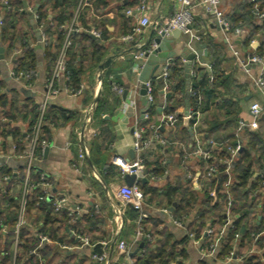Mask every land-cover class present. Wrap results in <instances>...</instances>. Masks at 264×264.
Segmentation results:
<instances>
[{"label":"crops","instance_id":"obj_1","mask_svg":"<svg viewBox=\"0 0 264 264\" xmlns=\"http://www.w3.org/2000/svg\"><path fill=\"white\" fill-rule=\"evenodd\" d=\"M93 1H86L81 11V19L79 18L75 23L80 30L88 31L89 34L90 31L99 33V37L92 39L100 46L103 57L96 66H87L88 56L82 57L80 64L84 66V72L80 76V84L83 86L80 94L59 89L51 98L46 110L49 111L52 108L55 116L59 110H64L66 119L58 121L56 125L44 120L43 126L46 125L48 131L46 146L49 149L44 155L46 146L42 148L41 156L36 155L31 170L32 174L33 169L37 168L47 177V180L49 179L51 189L47 199L54 203L57 198L64 197L65 204L62 211L68 214L72 212L71 218H77L78 226L83 230L80 236L72 229L65 227L63 236L67 244L53 245L54 248L50 251L55 258L51 264H64L63 262L68 260V264H87L88 255L96 244L108 246L109 264H128L126 255L117 250L116 243L119 240L129 242L134 234L131 220L123 219L125 208L121 212L122 203L116 190L119 185L126 184L123 179V169L132 164L135 159L131 121L134 115L141 117L144 109L149 106L145 102L142 103L139 95L141 81L135 69L132 52L138 47H146L153 42L158 25L150 24L132 41H123L121 37L128 33L133 21L125 14V11L134 9L142 0H100L96 4H93ZM146 1L150 19L153 21L170 17L178 7L176 0ZM24 2L27 5L26 8H24ZM33 2L37 4L38 0ZM249 2L253 3L250 10L253 23L259 24L262 19L258 16V11L264 8V0H222L219 8L232 29L230 32H225L221 28L214 14L205 11L199 4V0H192L193 22L188 31L167 35L170 42L166 46V52L172 55L167 61L172 62L173 59H177L178 62L183 63V75L187 80L195 74V71L198 77L205 75L208 78L205 83L212 88L213 93L208 98L206 109L197 111L193 117L194 113L187 99L179 91L175 92L169 100V84L163 79V84L154 96L153 119L155 124L158 123L161 135L166 137L168 144L165 147L156 144L145 153L150 166L144 169L143 175L148 178L146 182H142L147 187L151 186L159 191L167 185L185 183L187 179L192 188L199 192L201 189L199 178L204 168L201 165L200 152L205 151L210 140L214 143L217 140H223L229 145L238 142L241 145L240 150L247 147L248 142L252 140L254 147L259 149L252 152V157L255 159L259 155L260 143L264 144V92L256 86L253 78L258 74L260 65L249 63L245 71L241 62H246L248 56L257 53L256 49L261 41V30L251 32L252 26L247 20L235 21L238 15L243 17L247 9L244 3ZM4 6L3 1L0 2V19L3 17ZM33 7L34 5H29L22 0V8L25 12L18 15L16 30L24 33L26 37L24 42L33 47L38 71L35 82L28 87L26 83L15 80L9 75L13 67L12 60L10 61V58L0 60V79L5 84L2 92L6 94L7 99L14 96L19 101V111H14L16 118L10 119V125L16 127L23 137L30 134L28 131L32 132V127L38 119L39 103L43 98L47 70L52 66L55 47L59 44L55 35L49 38L45 33L47 42L43 45L44 42L42 43L37 32L34 33L27 14V10H32ZM236 28H239L238 34L233 32ZM196 42L206 44L210 59L195 53ZM5 46L6 44L4 53ZM19 49L15 51L14 56L20 55ZM233 49L238 52V55L234 54ZM45 53L51 55L48 56ZM191 55L194 56L188 62L187 59ZM108 58H110L108 64L102 70L99 69V65ZM215 62L216 72L214 73L212 64ZM162 65L163 63L160 62L154 75L159 72ZM112 83L127 90V96L123 99L121 95L120 105L114 114L109 115L101 111L97 115L95 110L100 92L109 87L114 93L115 91L111 88ZM132 98L136 100L133 115L126 116L127 107ZM201 99H203L202 95ZM254 101L262 106L261 115L255 119V127L252 126L254 118L249 113V106ZM27 103L38 105V116L32 127L30 116H25L27 112L29 113L28 108L21 107ZM90 105L93 108L91 127L95 129L92 134L84 127L86 109ZM226 109L238 111L237 123L235 127L230 123L228 125L233 126L222 129L218 125L226 124V117L223 115ZM9 112L11 113L12 110ZM170 114L174 116L171 120L167 117ZM193 119L194 121L191 122ZM239 120H243L245 126L237 131ZM232 131L234 139L230 138ZM227 132H230L229 135ZM251 135L255 136L251 138ZM22 141L26 142V140ZM14 144L15 141L11 135H7L6 138L0 137V171L8 168L17 174L19 166L25 165L23 155L11 153ZM79 147L87 150L83 158L78 156ZM130 150H133V155L129 153ZM229 157L232 158L231 162L229 166L225 164L224 170L227 184L232 180V162L237 155L230 154ZM157 165L160 167H156ZM31 178L32 175H30ZM21 189V181L15 180L11 184L13 193L20 194ZM173 211L172 205L166 208L146 207L147 214L159 217L168 225L171 239L176 240L185 235L187 230L185 225L192 222L188 218L182 226L173 224L171 222ZM82 237H86L87 242L82 241ZM49 245L52 243H48ZM136 249L135 243L131 253ZM201 249H207L201 237L190 239L186 246L188 255L182 260V264H197L204 259ZM131 257L133 259L132 254ZM230 263L240 264V261L232 259L230 262L225 260L214 262V264Z\"/></svg>","mask_w":264,"mask_h":264},{"label":"trees","instance_id":"obj_2","mask_svg":"<svg viewBox=\"0 0 264 264\" xmlns=\"http://www.w3.org/2000/svg\"><path fill=\"white\" fill-rule=\"evenodd\" d=\"M2 1L4 0H0V2ZM6 1L10 8L7 10L4 6L2 24L0 25V44L3 47L6 44L4 58L14 56L15 51L20 48V55L12 57V63L16 71H28L30 73L29 82L34 83L38 71L33 47L31 48L24 42V39H26L24 37L25 34L21 33L20 30H16L18 15L21 12H25L22 8V0ZM25 1L29 5H34V7L38 5L34 25H31L32 30L35 33L39 30L40 26H43L47 37L50 38L55 35L59 42L55 47V51L57 52L64 39L65 32L63 27L70 22L76 10L78 0H38L37 4L33 0ZM99 1L94 0L93 4ZM244 5L247 8L245 14H243V17L238 15L236 20H234L236 22L239 19L242 21L247 20L252 26L251 32L264 29V18L259 24L253 23L250 11L253 3H244ZM82 9L77 19L80 18ZM131 26L132 22L128 32H130ZM263 44L264 40L256 49L257 53H263ZM45 54L48 56L51 55L50 53ZM85 55L89 58V62L86 65L96 66L101 61L103 52L100 46L95 43V40L90 37L88 31L80 30L73 33L71 44L66 50V74L69 76L73 87H78L80 84V76L84 72V66L80 62L82 63V57ZM78 57H80V61ZM215 64L216 62L212 64V71L214 73L216 72ZM51 69L52 66L51 68L48 67L47 77ZM183 71V63L178 62L177 59H173L169 66L168 98L170 100L173 94L179 91L187 99L190 109L194 113V117L197 111H204L206 109L208 106V98L212 95L213 90L205 83L208 80L205 75L198 77V73L195 71V74H192L187 80L183 75ZM149 79L151 81L154 98L157 89L163 84V79L156 76H152ZM214 82L215 79L213 84ZM239 86L241 87V85ZM4 88L5 84L0 79V137L6 138L7 135H11L15 141L11 153L24 155L27 150V145L31 140L32 132L31 130L28 131L30 137L29 135L23 137L22 133L16 127L10 125V119L14 120L16 118L14 111H19V101L14 96L11 99H7L6 94L2 92ZM201 95L204 100L201 99ZM120 97L121 95L110 91L109 87L104 88L100 92L95 113L98 115L103 111L109 115L114 114L120 105ZM21 107L28 108L30 114L27 112L25 116H30V124L32 127L38 116V105L34 103L29 105L27 103V105H22ZM51 109L45 111L44 120L56 125L58 121L66 119L64 110H57L58 113H55V116ZM10 110H12L11 113L9 112ZM169 110L171 111V109ZM144 111L148 114V117L142 119L141 124L146 128L145 135H148V126L152 123L155 124L153 119L155 106L152 103ZM226 112L223 114L226 117V124L218 126L222 129H228L229 126L233 125L235 127L238 111L236 109H226ZM193 121L194 119L191 120V122ZM230 123L233 125H228ZM47 132V126H42L39 142L36 145L35 154L37 156H41L42 145L40 141H46ZM229 133L227 132V135ZM230 136V138L234 139L233 131ZM254 136L251 135V138ZM22 140H26V142L24 143ZM248 144L247 147L238 151L237 158L232 162V180L228 184L226 183L227 176L224 174L226 165L221 160L229 157L230 154L226 150L229 144L223 140H217L214 145L207 144L205 151L211 154L210 159H206L201 155V165L204 168L199 178L201 183L199 192L192 188L187 179L185 183L167 185L159 191L151 186L147 187L141 180L136 181L137 187L143 194V211L145 213L146 207L148 208L149 206L166 208L172 205L174 206L173 219L180 221L184 225L186 219L190 218L192 223L185 225L187 230L183 237L172 240L168 225L164 221L159 217H154L147 213L145 218L139 219V210L127 204L123 219L126 220V218H129L134 230L137 224H139L143 231L151 237L150 240L141 237L136 242L137 251L132 254L134 264H170L171 262L174 264H182V260L187 258L188 255L186 246L190 240L189 233H193L196 238L201 237L203 245L208 247L209 243L214 241L219 235V231L223 228L227 219H231V224L220 237V242L216 248L214 257L210 260L204 258L198 261L197 264H214L216 261H223L231 251H233L235 256L233 258L234 260L239 257L243 258L240 264H264V144L260 143L261 150L255 159L252 157V152L259 149L254 147L252 140ZM210 164H213L216 168V173L213 175L207 173V166ZM149 166L150 163L147 162L146 156L144 155V169ZM158 166L160 167V165L156 167ZM24 167L25 165L19 166L17 174H14L8 168L0 171V264H12L11 252L15 236L14 226L18 215L20 194L12 192L11 184L15 180L23 181ZM33 171L34 173L32 172L31 174L32 178L30 179V183L35 186L42 172L39 169L37 170V168L33 169ZM120 175H122L121 171ZM4 176L8 178L3 180ZM211 191H214V195H210ZM41 194H43V190L41 187L36 186L25 197L23 215L26 220V225L19 230L14 264H42V261H45L44 264H49V261L55 258V255L51 254L50 251L54 248L53 245L67 244L63 236L65 227L72 229L80 236L83 234V230L78 226L77 218H71L62 209L56 211L53 201L47 198L39 201L38 196ZM28 226L45 235L52 245L48 246L50 242L47 243L46 241L40 243L32 235ZM208 227L212 229L211 235L205 234V229ZM32 250H35L36 253H30ZM103 251L108 252V246L96 244L91 253H101ZM91 253L88 255L87 264L92 261ZM68 261L63 263L68 264ZM93 264L102 263L95 261Z\"/></svg>","mask_w":264,"mask_h":264},{"label":"built area","instance_id":"obj_3","mask_svg":"<svg viewBox=\"0 0 264 264\" xmlns=\"http://www.w3.org/2000/svg\"><path fill=\"white\" fill-rule=\"evenodd\" d=\"M87 0H78L76 10L74 14L72 15V18L70 22L66 25H64V39L57 50V52L54 55L53 65L51 72L48 77H46L44 82V93L43 98L39 103V116L35 123V125L32 127V137L30 142L27 145L26 153L23 155L25 159V172H24V178L22 181V189L20 193V199L18 204V215L16 219V224L14 226V242L12 246V264H14V258L15 253L17 249L18 244V234L21 227L26 225V220L23 215L24 210V202L25 197L31 191L34 187L39 186L43 190V194L38 196V200H44V198H48L49 191L51 189V183L47 180V177L41 173L39 175V181L35 184V186L30 183V175L31 170L34 166V160L36 157L35 151H36V145L39 142V135L41 132V128L44 124V113L47 109V107L50 104L51 98L59 91V89H62L66 92L72 93V94H80L82 92L83 86L82 84H79L78 87H73L69 76L66 74V50L71 44V38L73 36V33L78 32L80 29L76 26V17L78 14V11L81 10L84 5L86 4ZM178 3L177 9L174 11V13L170 17H164L161 19V21H153L150 19L149 12H148V5L146 0H142L139 5H137L134 9H127L125 11V14L133 19L132 26L130 29V32H128L126 35L122 36L121 39L126 42H130L134 39V37L138 34H140L147 26L150 24H156L158 25V28L156 30L157 35L160 34H167L171 32L173 29H178L179 31L186 32L188 31V27H190L191 23L193 22V15L191 12V7L193 6L192 0H176ZM222 0H199V4L202 5L205 9V11L214 14L218 24L221 26V28L225 32H230L232 29L230 28V25L228 21L225 19L222 11L220 10V3ZM5 7L7 10H9L10 6L6 0L3 1ZM36 16V13H35ZM258 16L260 19L264 18V8L258 11ZM2 24V19H0V25ZM51 24V23H50ZM40 32V40L42 41L43 45L46 44V36H45V29L43 26H40L39 28ZM234 33H239V28H236L233 30ZM90 33L94 34L96 37H99V33L96 31H90ZM156 35V36H157ZM261 41L264 40V29L260 31ZM157 47V44L153 40V42L146 46V47H138L135 51L132 52V59L135 63V69L138 72L139 76L141 73V70L143 68L144 62L147 59V54L151 53L153 49ZM262 54L255 53L246 58V62L242 61V67L245 71H247V68H245L249 63L259 64L260 69L258 74L253 78L254 83L256 86L261 89L264 92V44L262 45ZM18 52V51H17ZM16 52V53H17ZM233 52L235 55H238V52L233 49ZM12 58L10 57V61ZM171 65L170 61H165L159 70L158 73H156L154 76L158 78H162L166 81H168L169 76V66ZM15 66L13 65L12 69L9 71V75L14 78L17 81H21L26 83L28 87H30L32 84L29 82L30 80V73L26 70L16 71ZM145 85V103L146 105H150L153 103V90L150 79L146 80L144 82ZM111 88L113 91H115L118 95H123L124 89L115 84H111ZM133 93H136V91H133ZM126 106V104H124ZM136 105L135 98H132L129 102V106L134 108ZM92 105H90L87 109V115L85 119V125L87 132H90L91 134L95 131L93 127H91V123L93 121L91 116L92 111ZM249 113L254 118L252 121V126H256V118L259 117L262 113V106L254 101L249 106ZM148 117V114L143 111L141 114V117H138L137 115H134L132 121H131V128L133 133V142H132V148L135 153V159L134 162L128 166H125L123 169L124 173H134L137 174L139 171L142 173L144 172V155L146 151L156 144L165 147L168 144V141L166 137L162 136L159 132V125L157 124H150L148 126V135H145L146 128L141 124L142 119H146ZM169 120H171L174 116L172 114L167 116ZM245 126V123L243 120L238 121V128L237 131H239L241 128ZM42 148H44L47 143L45 140L40 141ZM209 144L214 145V142L212 140L209 141ZM241 145L240 143H235L233 145H227L226 150L232 155H237L238 151L240 150ZM87 153L86 148L79 147V158H83L85 154ZM200 155H202L206 159L211 158V154L202 151L200 152ZM231 157H228L226 159H222V163H225L227 166H229V163L231 162ZM133 167V168H131ZM227 170V169H226ZM123 173V174H124ZM207 173L209 175H213L216 173V168L213 164H210L207 166ZM144 176V175H143ZM8 177L4 176L3 180H6ZM1 183V181H0ZM117 195L119 196L122 208L121 212L125 208L127 204H130L133 206V208L139 210L140 215L139 219L145 218L146 213L143 211L144 207V199L143 194L140 191V189L136 185V181L132 186H129L127 184L119 185L117 190ZM210 195H214V191L210 192ZM54 209L56 211H59L63 208L65 204V198L59 197L55 200ZM166 211V210H164ZM69 216L72 215V212L68 214ZM171 222L175 225L182 226V223L176 219H171ZM231 224V219H227L223 228L219 231V235L214 239V241L210 242L207 249H201L202 256L205 258H212L214 257L216 248L218 247V244L220 242V237L224 234V231L228 226ZM28 229L31 231L32 235L38 239L40 243L42 242H48L49 239L43 235L42 233L38 232L36 229L31 228L28 226ZM205 234L211 235L212 229L206 228ZM145 237L146 239L150 240L151 237L148 233H145L142 229V227L137 224L136 229L134 230V234L132 239L127 242L125 240H119L116 243V248L120 253H123L126 255L128 264H134V260L131 257V250L132 246L141 238ZM189 237L191 240H194V234L189 233ZM82 241L87 242L86 237L81 238ZM30 253H36L35 250L30 251ZM91 262L89 264H93L95 261H99L102 264H109L108 261V252L103 251L101 253H91ZM233 251L229 253V255L226 257L225 261L230 262L234 258ZM237 261H242L243 258L239 257L236 259ZM172 264V263H170Z\"/></svg>","mask_w":264,"mask_h":264},{"label":"water","instance_id":"obj_4","mask_svg":"<svg viewBox=\"0 0 264 264\" xmlns=\"http://www.w3.org/2000/svg\"><path fill=\"white\" fill-rule=\"evenodd\" d=\"M37 6L36 5L32 10H27V14L30 20L31 25H34V18H35V13L37 10ZM27 5L24 2V8H26ZM190 28V27H188ZM177 33H179L178 29H173L171 32L167 33V34H160L157 35L154 38L155 43L157 44V47L155 49H153V51L151 53L147 54V59L143 65V68L141 70L140 73V89H139V95L141 98L142 103L145 102V85L144 82L146 80H148L150 77L154 76V73L156 72L157 68L159 67V63H164L170 56H172L171 54L166 52V46H168L170 39H168L167 35H176ZM37 34L39 36V38H41L40 36V32L39 30L37 31ZM90 37L91 38H97L94 34L90 33ZM196 52L198 55H203L204 58L206 59H210V57L207 55V47L206 44H200L199 42H196ZM194 55H191L190 57H188V62L189 60H191L193 58ZM0 60H4V47L0 44ZM110 58H108L105 62L101 63L99 65V69H103L105 67L106 64H108ZM127 96V90H124L123 92V99H125ZM97 100V98H96ZM133 115V108L131 106L127 107V111H126V116H132ZM158 124V123H157ZM49 147L46 146L44 148V155L47 154ZM129 153L131 155H133V150H130ZM133 168V167H131ZM123 179L124 182L129 185L132 186L134 184L135 181L137 180H141L143 182H146L147 177L143 176V173L141 171H139L137 174L134 173H124L123 175ZM137 251L134 250L131 254L135 253Z\"/></svg>","mask_w":264,"mask_h":264},{"label":"rangeland","instance_id":"obj_5","mask_svg":"<svg viewBox=\"0 0 264 264\" xmlns=\"http://www.w3.org/2000/svg\"><path fill=\"white\" fill-rule=\"evenodd\" d=\"M80 12V10L78 11V13ZM77 17H78V15H77ZM77 17H76V20H78L77 19ZM31 72V71H30ZM93 79V78H92ZM30 80V79H29ZM94 80V79H93ZM39 257V256H38ZM45 263V261H42V264H44ZM49 264H51V260L49 261Z\"/></svg>","mask_w":264,"mask_h":264}]
</instances>
